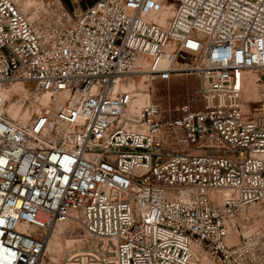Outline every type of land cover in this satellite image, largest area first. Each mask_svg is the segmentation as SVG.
Instances as JSON below:
<instances>
[{"label":"built area","instance_id":"2783aa9c","mask_svg":"<svg viewBox=\"0 0 264 264\" xmlns=\"http://www.w3.org/2000/svg\"><path fill=\"white\" fill-rule=\"evenodd\" d=\"M22 1L0 0V264H39L68 221L64 264H264V109L242 102L264 0H53V23ZM180 76L194 96L164 108ZM16 79L49 96L24 122Z\"/></svg>","mask_w":264,"mask_h":264},{"label":"rangeland","instance_id":"374dc122","mask_svg":"<svg viewBox=\"0 0 264 264\" xmlns=\"http://www.w3.org/2000/svg\"><path fill=\"white\" fill-rule=\"evenodd\" d=\"M35 1L33 6L27 13L28 17L34 22L38 20H46V22L53 23V19H50L56 12V3L53 0H33ZM64 4V3H63ZM65 5V4H64ZM56 19V18H55ZM45 22V23H46ZM256 72H249L256 77ZM256 81V80H255ZM249 81L245 84L242 92V102L247 109L254 111L257 108L264 109V82H257L259 85L254 89ZM20 83L25 86L24 90L13 88L8 93L7 102L5 105V113L9 117L24 121L32 118L41 106L40 100L42 96L36 95V91L33 85ZM11 84L5 85L9 87ZM249 85V86H247ZM251 85V86H250ZM247 86V87H246ZM198 87V80L192 76H180L172 79L171 81H157L154 83L152 97L160 102L164 108H175L187 102L188 99L194 96V93ZM246 87V88H245ZM16 92V93H15ZM11 103L16 104V108L19 109V116H13L9 111ZM25 116V118H23ZM82 232V229L72 221L58 222L48 233V242L46 249L42 255L39 264H64V260L68 253L74 248L77 243L76 237Z\"/></svg>","mask_w":264,"mask_h":264},{"label":"bare ground","instance_id":"6f19581e","mask_svg":"<svg viewBox=\"0 0 264 264\" xmlns=\"http://www.w3.org/2000/svg\"><path fill=\"white\" fill-rule=\"evenodd\" d=\"M34 2L35 1H33V0H23L22 1V7H23V9L25 10V12H28L29 10H30V8L33 6V4H34ZM29 19H30V17H29ZM248 77H249V79H250V83L252 84L253 82H254V85H252V87L255 89L256 87H257V85H259L257 82H259V81H257L256 80V77L254 78V76L253 75H251V74H248ZM256 80V81H255ZM262 82H264V79L262 80ZM247 86H249V85H247ZM246 86V87H247ZM251 86V85H250ZM24 87L25 86H23L21 83H20V81L19 80H14L12 83H11V85L7 88V87H3L2 88V90H1V94H2V96H3V98L5 99V105H6V102H7V97H8V93L10 92V90L13 88V90L15 91V89H21V90H24ZM245 87V88H246ZM16 93V92H15ZM38 97L39 96H42L41 97V100H40V97H39V100H40V104L41 105H45V104H47V102L49 101V96L47 95V94H36ZM139 100H138V104H139V106H141V105H143L144 104V101L145 100H147V98H148V94H144V93H141V94H139ZM9 111L13 114V116H19V109L18 108H16V104L15 103H11L10 104V106H9ZM23 118H25V116L23 117ZM28 120V119H27ZM27 120H24V121H27ZM24 121H22V122H24ZM54 227V226H53ZM52 227V228H53Z\"/></svg>","mask_w":264,"mask_h":264},{"label":"crops","instance_id":"0c3cea01","mask_svg":"<svg viewBox=\"0 0 264 264\" xmlns=\"http://www.w3.org/2000/svg\"><path fill=\"white\" fill-rule=\"evenodd\" d=\"M96 1L98 0H62L69 10L74 8H85L86 6L94 4Z\"/></svg>","mask_w":264,"mask_h":264}]
</instances>
